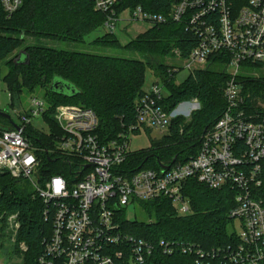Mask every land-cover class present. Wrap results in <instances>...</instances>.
I'll use <instances>...</instances> for the list:
<instances>
[{"label":"built area","instance_id":"obj_1","mask_svg":"<svg viewBox=\"0 0 264 264\" xmlns=\"http://www.w3.org/2000/svg\"><path fill=\"white\" fill-rule=\"evenodd\" d=\"M96 11L106 14L105 29L112 34L126 12L134 21L152 25L172 21L184 24L192 35L195 48L186 61L189 75L207 67L213 56L227 61L223 98L226 108L215 125L202 136L196 155L187 162L160 164L134 170L128 160L131 136L142 131L168 135L176 116L161 103L168 91L161 78L135 101V123L119 133L118 139L100 142L99 126L92 109L58 106L54 119L62 132L56 144L58 157L71 166L72 174L47 176L40 182L37 148L26 135L33 119L43 118L47 102L32 97L26 112L18 114L13 128H0V173L13 179L29 181L34 196L44 205V219L51 223V234L43 244L39 264H264V203L255 195L261 188V164L264 161V115L249 110L238 79L242 69L262 66L264 70V0H247L237 6L235 0H169L167 16L146 12L141 6L117 16L116 4L122 0H90ZM11 18L23 0H1ZM178 68L171 69L177 77ZM194 109L200 104L192 101ZM200 108V107H198ZM11 118V117H10ZM195 179L211 190L235 192V207L229 216L240 222L228 245L205 250L196 244L166 239L151 240L124 231L119 211L133 204L162 198L171 201L179 217L192 214L184 184ZM19 215L8 223L20 230ZM153 223V222H151ZM149 223V224H151ZM23 251L27 250L22 244ZM183 257V260L166 259Z\"/></svg>","mask_w":264,"mask_h":264},{"label":"trees","instance_id":"obj_2","mask_svg":"<svg viewBox=\"0 0 264 264\" xmlns=\"http://www.w3.org/2000/svg\"><path fill=\"white\" fill-rule=\"evenodd\" d=\"M235 2L240 7L246 5L247 0ZM140 6L146 12L167 16L172 5L169 0H122L115 6L117 16ZM105 21L106 14L96 11L90 0H23L21 8L11 18L7 17L0 0V63L4 62L8 68L4 73L0 69V81L5 83L12 101L38 89L44 90L47 96L43 120L49 132L32 125L26 131L37 148L40 182L47 176L69 178L72 174L71 166L55 152L62 134L54 119L58 106L92 109L99 121L95 134L101 144H107L117 140L119 133L135 123L134 104L145 92L148 71L165 84L168 97L161 104L169 114L179 105L197 100L200 109L193 112L190 119L176 116L168 135L153 142L150 149L131 154L128 163L134 170H158L160 164L187 162L196 155L202 136L226 108L223 92L230 77L225 71L226 59L213 56L205 69L196 76L190 75L182 84H177L175 76L171 75L174 67L165 61L175 55L174 51L185 60L195 48V41L184 24L172 21L155 24L125 46L114 33L108 32L88 41L94 33L105 29ZM70 45L83 49L69 50ZM113 51H124L139 58L112 55ZM252 68L262 69V66ZM57 81L67 83L71 90L56 89ZM238 83L247 108L264 115V110L256 107L257 99H264V81L243 74ZM0 128L12 129V119L0 116ZM261 166L262 185L255 195L264 203V161ZM23 182L27 183L13 179L9 172L0 173V237L8 227L9 216L19 215L21 227L16 238L19 246L24 243L27 247L22 251V264H39L44 241L51 234V223L44 219L42 200L34 196V191L19 187ZM184 189L192 207L190 216L179 217L168 199L148 201L142 206L154 222L129 223L124 210H120L118 219L124 231L154 244L164 238L193 243L205 250L233 242L235 232L231 229L235 222L229 214L236 204L235 192L211 190L195 179L185 182ZM178 259L183 260V257L166 261Z\"/></svg>","mask_w":264,"mask_h":264},{"label":"rangeland","instance_id":"obj_3","mask_svg":"<svg viewBox=\"0 0 264 264\" xmlns=\"http://www.w3.org/2000/svg\"><path fill=\"white\" fill-rule=\"evenodd\" d=\"M120 22H118L117 27L115 28L114 35L117 36L119 41L123 46L127 45L132 40H135L137 37L141 36V34L145 33L147 30L152 28V24L150 22L146 21H134L130 17V13L126 12L120 17ZM107 33L106 29H100L97 33H94L91 38H88V41H93L97 39L98 37L104 35ZM31 42V40H30ZM63 48H67V46L61 45ZM69 50H82L79 45H70L68 47ZM175 53V51H174ZM119 55V56H129V57H136L138 56L131 55L129 53L125 54L124 51H113L111 53ZM168 66H172L174 68L179 69V73L176 75V83L182 84L185 82V80L190 76L189 71L187 69L186 61H180L176 57V54L173 57L168 58L166 61ZM0 69L2 72H7L8 68L5 66V63H0ZM242 73L245 77H250L258 81H264V70L263 69H255L248 67L246 69H242ZM242 74V75H243ZM146 77V83L144 86L145 90H149L153 84L156 83V78L152 76V74L148 71L145 75ZM32 97H39L41 99L47 98L45 95V91L38 89L32 94L25 93L20 98H15L14 101H12L9 91L7 90V87L4 82L0 81V111H9L10 117L14 123L18 121V114L26 112V109H28L30 105V100ZM14 104V107H11V105ZM194 103L192 101L183 103L179 105L176 109V113L183 116L184 118L190 119L191 114L193 112L198 111L200 106H196L194 109ZM257 108H261L264 110V99L258 98L256 103ZM32 127H34L37 130H41L43 132H49V127L47 123H44L43 118L39 119H33L31 123ZM163 134L158 131H142L141 133L137 135L131 136L129 140V149L132 150L133 153H138L141 151H145L150 149L152 146V143L155 141H159L161 138H163ZM27 183H20V188H26L29 191H34L35 188L32 186V184L29 181H26ZM125 217L127 222L134 223V222H140L149 224L151 222H154V219H151L149 214L145 211L144 207L140 204H133L132 206L125 207L124 208ZM233 231H236L237 233L241 232V224L240 222H235L232 229ZM17 231L14 230L11 225L8 223V227L2 237H0V264H22V244L19 246L18 244V238L17 237ZM5 250V251H4Z\"/></svg>","mask_w":264,"mask_h":264},{"label":"water","instance_id":"obj_4","mask_svg":"<svg viewBox=\"0 0 264 264\" xmlns=\"http://www.w3.org/2000/svg\"><path fill=\"white\" fill-rule=\"evenodd\" d=\"M56 89L60 88L61 91L62 90H67V91H70L71 90V86L68 85L67 83L65 82H62V81H57V83H55V86H54ZM0 116H4L6 118H10V114L7 112V111H0Z\"/></svg>","mask_w":264,"mask_h":264}]
</instances>
